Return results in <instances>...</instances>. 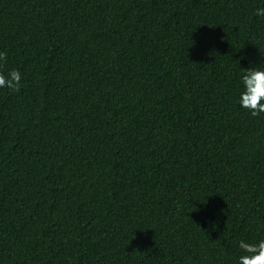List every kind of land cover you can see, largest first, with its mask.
Listing matches in <instances>:
<instances>
[{"label":"trees","instance_id":"obj_1","mask_svg":"<svg viewBox=\"0 0 264 264\" xmlns=\"http://www.w3.org/2000/svg\"><path fill=\"white\" fill-rule=\"evenodd\" d=\"M264 0H0V264H238L264 239Z\"/></svg>","mask_w":264,"mask_h":264},{"label":"clouds","instance_id":"obj_2","mask_svg":"<svg viewBox=\"0 0 264 264\" xmlns=\"http://www.w3.org/2000/svg\"><path fill=\"white\" fill-rule=\"evenodd\" d=\"M255 16L264 17V7L257 8ZM7 62V52L0 51V65ZM22 73L18 69H11L6 73L0 71V88H6L18 93L21 90ZM243 91L240 93L239 104L252 117L264 114V68L250 67L244 70L241 77ZM242 255L238 257V264H264V239L256 243L239 241Z\"/></svg>","mask_w":264,"mask_h":264}]
</instances>
